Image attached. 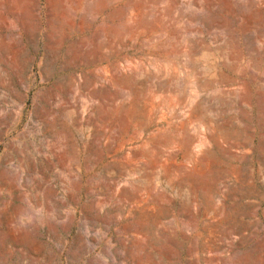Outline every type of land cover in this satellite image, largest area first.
<instances>
[{"label":"rangeland","instance_id":"obj_1","mask_svg":"<svg viewBox=\"0 0 264 264\" xmlns=\"http://www.w3.org/2000/svg\"><path fill=\"white\" fill-rule=\"evenodd\" d=\"M0 264H264V0H0Z\"/></svg>","mask_w":264,"mask_h":264},{"label":"water","instance_id":"obj_2","mask_svg":"<svg viewBox=\"0 0 264 264\" xmlns=\"http://www.w3.org/2000/svg\"><path fill=\"white\" fill-rule=\"evenodd\" d=\"M198 106H195L194 108H196ZM209 150V147L207 146L204 150L205 153H207V151ZM199 163V159H196V161L194 162V165L198 164ZM191 171L193 170V168L190 169ZM194 176H198L197 174H195Z\"/></svg>","mask_w":264,"mask_h":264},{"label":"crops","instance_id":"obj_3","mask_svg":"<svg viewBox=\"0 0 264 264\" xmlns=\"http://www.w3.org/2000/svg\"><path fill=\"white\" fill-rule=\"evenodd\" d=\"M203 154H204V152H203ZM199 163H200V162H199ZM199 163H198V164H199ZM198 164H196V165H198ZM196 165L193 164L192 168L194 169Z\"/></svg>","mask_w":264,"mask_h":264}]
</instances>
